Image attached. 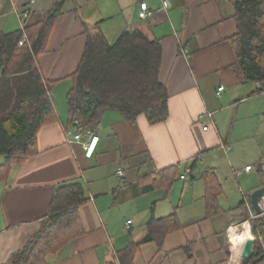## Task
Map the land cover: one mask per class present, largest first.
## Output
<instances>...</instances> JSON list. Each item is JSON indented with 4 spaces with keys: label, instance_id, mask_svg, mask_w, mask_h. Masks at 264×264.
<instances>
[{
    "label": "crops",
    "instance_id": "0c3cea01",
    "mask_svg": "<svg viewBox=\"0 0 264 264\" xmlns=\"http://www.w3.org/2000/svg\"><path fill=\"white\" fill-rule=\"evenodd\" d=\"M162 1L36 0L22 19L30 0H0V33L25 28L27 36L60 5L37 59L52 82L56 118L39 130L34 155L8 170L0 156V263H246L243 253L234 255L231 227L246 208L254 210L250 196L264 185V96L257 82L245 80L232 41L236 0H165L166 10ZM143 2L153 10L147 19L139 17ZM126 29L161 44L169 115L151 124L141 114L129 123L107 110L91 130L99 141L87 158L83 142L67 137L69 130L86 132L68 123L73 74L90 33L99 30L112 44ZM207 112L212 119L201 117ZM242 154L258 159L256 171L237 162ZM71 183L82 184L88 200L46 235L52 198ZM209 194L217 195L216 212H209ZM153 219L165 220L147 241ZM257 248L254 264H264V226ZM24 252L26 261L16 263Z\"/></svg>",
    "mask_w": 264,
    "mask_h": 264
},
{
    "label": "trees",
    "instance_id": "16d2710c",
    "mask_svg": "<svg viewBox=\"0 0 264 264\" xmlns=\"http://www.w3.org/2000/svg\"><path fill=\"white\" fill-rule=\"evenodd\" d=\"M238 30L232 41L246 81L260 83L264 91V0H236ZM60 5L45 15L19 47L24 33L18 30L0 33V156L2 169H10L37 152L38 133L56 118L52 82L41 73L37 59L45 52L50 30L59 18ZM162 47L136 29L124 30L109 43L99 30L90 33L73 74V86L67 94L68 123L83 131L95 130L107 110L119 112L129 123L145 114L151 124L163 122L169 115L168 92L159 79ZM217 195L206 196L209 212L218 209ZM80 183L60 186L51 201L49 234L53 227L72 220L79 205L87 202ZM176 220L175 214L170 217ZM165 219L151 220L152 239L156 225ZM261 220L253 224L260 239ZM259 248L245 264H254ZM17 255L15 262H25Z\"/></svg>",
    "mask_w": 264,
    "mask_h": 264
},
{
    "label": "built area",
    "instance_id": "2783aa9c",
    "mask_svg": "<svg viewBox=\"0 0 264 264\" xmlns=\"http://www.w3.org/2000/svg\"><path fill=\"white\" fill-rule=\"evenodd\" d=\"M36 0H30V2L28 3V5L26 7H24V10L22 11V19H27L30 14H31V9L33 7V5L35 4ZM163 2V9L166 10L167 9V2L165 0L162 1ZM153 14V10L146 4V3H141V10L139 12V17L140 19H147L148 17L152 16ZM24 33V36L23 38L20 40L19 42V47H22L28 40V36L25 32V28L21 29ZM186 53V51H185ZM258 84V87L259 89L261 88L260 86V83H257ZM224 87L223 86H220L217 91H216V95L217 97H220L222 92L224 91ZM264 96V91L261 92ZM213 112H207L206 114L202 115L201 117L203 116H207L209 119H212L213 118ZM212 126H213V122H212ZM209 127V125H205L203 127L204 130H207ZM67 137L69 139V143H74V142H83V149L85 151V157L87 158H91L94 154V151H95V148L97 146V143L99 141V137L94 135L92 131L88 130L86 132H84V134L82 133H74L72 130H69L67 131ZM84 138H87V141L84 142L83 139ZM252 169V166H247L245 168V171H249ZM117 174L119 176H122L123 175V169L121 167L118 168L117 170ZM240 173H238L239 175ZM182 179L185 178V176H182L181 177ZM132 221H127V229L130 228V225H131ZM0 264H11L9 262H3V263H0Z\"/></svg>",
    "mask_w": 264,
    "mask_h": 264
},
{
    "label": "rangeland",
    "instance_id": "374dc122",
    "mask_svg": "<svg viewBox=\"0 0 264 264\" xmlns=\"http://www.w3.org/2000/svg\"><path fill=\"white\" fill-rule=\"evenodd\" d=\"M235 159L237 160L238 163L241 162L242 164H245V163L246 164L247 163L250 164L252 167H254V171L257 170V166L259 165L258 159H255L251 154H249V155H244V154H242V155H236V158ZM187 176H188V180H189L190 179V176L189 175H187ZM243 181H244V179L242 178L240 180V182L242 183ZM262 208H263V211H264V205H262ZM263 217H264V214L263 213L261 215H257L254 212V210H252V208L251 209L250 208L249 209L246 208V211L237 219L238 220L237 223L234 224L233 226H235V227L238 226L240 228L241 226L243 227L244 225H246V223L248 222L249 225H248L247 230H249V232L251 233V236H252V234H253V230L252 229H253L254 222L255 221L257 222L258 220H261V221L264 222V218ZM249 226H250V228H249ZM252 237L255 240L254 250L256 251L257 246L259 244V239L257 240V237L254 234H253ZM233 242H234V244L236 243V236H233ZM236 250L237 251H240L241 250L240 252L243 253L242 249L240 247H238V245L236 246Z\"/></svg>",
    "mask_w": 264,
    "mask_h": 264
},
{
    "label": "water",
    "instance_id": "95a60500",
    "mask_svg": "<svg viewBox=\"0 0 264 264\" xmlns=\"http://www.w3.org/2000/svg\"><path fill=\"white\" fill-rule=\"evenodd\" d=\"M264 197V185L257 190L253 191L250 199L252 207L257 215H261L263 213V208L261 206V199ZM254 246H255V240L254 238L247 239L243 251V259L246 260V262L254 255Z\"/></svg>",
    "mask_w": 264,
    "mask_h": 264
},
{
    "label": "bare ground",
    "instance_id": "6f19581e",
    "mask_svg": "<svg viewBox=\"0 0 264 264\" xmlns=\"http://www.w3.org/2000/svg\"><path fill=\"white\" fill-rule=\"evenodd\" d=\"M248 223V222H247ZM246 225H244L242 228L240 227H231V233L233 236H236V243L233 244L234 247V255L238 258H240L241 256H239L242 252L237 251L236 250V246L238 245V247H240L242 249V251H244V247H245V243L247 241V239L252 238L251 233L249 232V230H247L249 223ZM250 228V226H249ZM243 229V230H242ZM236 245V246H235Z\"/></svg>",
    "mask_w": 264,
    "mask_h": 264
}]
</instances>
